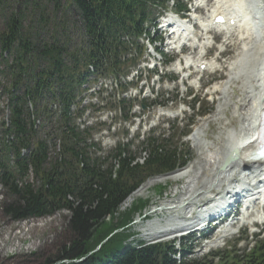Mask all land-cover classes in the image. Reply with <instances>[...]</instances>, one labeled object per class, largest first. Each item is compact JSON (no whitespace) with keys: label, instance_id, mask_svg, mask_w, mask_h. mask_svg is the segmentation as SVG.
Instances as JSON below:
<instances>
[{"label":"trees","instance_id":"trees-1","mask_svg":"<svg viewBox=\"0 0 264 264\" xmlns=\"http://www.w3.org/2000/svg\"><path fill=\"white\" fill-rule=\"evenodd\" d=\"M148 1L157 0H23L6 15L0 32V76L9 79V115L2 122L0 182L15 197L7 213L15 220L59 209L71 214L70 241L44 264H177L165 244H127L131 223L146 210L148 200L138 198L124 211L120 208L149 177L183 166L182 154L154 139L142 164L120 147L114 154L116 167L115 161L89 156L85 136L68 116L88 63L106 64L112 73L125 70L121 52L127 44L120 34L141 30ZM55 97L63 104L64 127L62 153L52 158L47 140L33 129L28 103L48 116L41 103ZM34 138V148L22 155ZM227 256L217 255L218 262L213 257L180 264H264V245Z\"/></svg>","mask_w":264,"mask_h":264},{"label":"bare ground","instance_id":"bare-ground-1","mask_svg":"<svg viewBox=\"0 0 264 264\" xmlns=\"http://www.w3.org/2000/svg\"><path fill=\"white\" fill-rule=\"evenodd\" d=\"M218 4L223 9L222 11L226 12L235 11L241 6L249 17V20L243 26V32L241 31L244 35L243 38L240 41L237 36L228 39L229 44L227 46L236 47L239 44V51L228 61L227 77L216 84L213 90L222 95L220 96V101L223 104L219 108L221 109L220 111H225L234 105L232 106L234 114L241 117L242 123L246 125L243 128L241 126L237 134H231L230 129H227L223 133L221 143L218 144L214 152H212V148L214 147L200 139L196 135L198 133L193 135V139L198 144L199 151H201L197 166L195 165L197 171H194L192 174L191 170L183 169L163 177L165 179H187L184 181L187 187L184 188V191H181L182 195L185 196L179 202V206L184 205L185 208H189L196 201L203 199L208 190L215 192L233 181L232 178L235 173L243 165L236 157H242L241 147L253 138L252 128L256 123L257 113L259 114V110L264 107L261 101L264 86V2L262 0H218ZM203 44L205 45L206 42L204 41ZM215 60L218 61V59ZM234 88H237L241 92V95L238 96L239 99L236 101H233L230 97V91ZM219 114H215V120L221 121L222 118L218 116ZM208 152H211L213 155L209 156L210 153L208 154ZM245 166L252 173L260 171V165L257 166V163L249 162ZM143 188H139L138 191ZM168 221L170 224L171 221L175 220L169 219ZM34 227L30 225L17 226L19 231L12 233L11 237L4 241L2 246H0V251L3 252L5 246H9L5 250V252L9 253L16 250L25 251L38 246V242L32 240L29 241L31 243H24L26 239H29L27 237L28 232ZM149 231L147 234L149 236L154 233L160 235L165 232L163 229L159 230L157 226H152ZM167 232L168 230H166ZM20 244L23 247L20 248Z\"/></svg>","mask_w":264,"mask_h":264},{"label":"rangeland","instance_id":"rangeland-1","mask_svg":"<svg viewBox=\"0 0 264 264\" xmlns=\"http://www.w3.org/2000/svg\"><path fill=\"white\" fill-rule=\"evenodd\" d=\"M21 1H23V0H2V2H0V32L4 28V21H5L6 15L8 13H10L12 9H15L16 7H18L20 5ZM238 48L239 47L236 48L237 49L236 53H238V51H239ZM233 52L234 51L232 49L230 52V56H232L231 59L235 55V53L233 55ZM225 74H226L225 70L223 72H217V73H205L202 80H201V83L209 84L213 80H215L219 77L221 79H224ZM218 83H216V84H218ZM8 86H9V79L0 76V145H1L2 140H3L2 122L4 121L7 123V119H8V115H9L8 99H7V95H6V91H5V88H7ZM174 86H175V88H178V91H180V94L177 97V100H175L176 95H177V93H175L176 89L171 90V91L168 89V88L172 89ZM194 86H195V90H193V93L195 92L196 97L200 98L203 101L202 106H203V104L205 106L214 105L215 110L218 109L217 112H219V113L222 112L220 114V116L222 118L221 121L216 119V120L212 121L209 126H207V124H203L204 130L207 126V132H206L207 134H205V135H208V138L206 137V139H207L206 143L212 144L213 147H214V145H216L214 148H212V152H214L216 147L218 146V144L221 143V139L223 138V133L225 131H227V129L225 130L227 125L229 123H232L231 120L237 121V118H236V116H234V112H233L234 108L230 107L229 109H227L226 112L223 113V111H220L221 109H219L221 107V104H223V102L222 103L220 102L221 104L218 108L219 100L216 99L215 96L206 95V93H205L206 90H204L203 88L201 90H197L198 82H197V85H194ZM159 87H160V93H161L160 95L161 96L157 100L162 101L164 104L166 103V110H168L170 113L172 112L173 114L174 113L180 114V110H176V109H178L177 107L179 106V103H182L180 99H182L184 96L183 91H184L185 87L183 85L180 86L177 83H172V82H168L166 84V81L161 82ZM234 90H235L234 95L232 92H231V94H232V97H234V100H236V97L241 95V93L237 90V88H235ZM153 96H156V94H154ZM191 98L187 97V99L185 100L186 103L191 102ZM151 99H153V98L151 97ZM154 112H155V110H153V114H154ZM189 112H193V111L189 110ZM188 113H186L185 116H188L189 115ZM152 124L153 123L151 122V125ZM169 124L170 125L174 124L175 130L181 131L182 130L181 126H182V124H184V122H181L179 120L175 121L174 119L171 118V119H169ZM125 130H126L125 128H122V129L118 130L116 133V136L119 139H121L122 141H126V139H130L128 130H126V131ZM143 130H145V129L143 128L142 131ZM126 132L128 135H126ZM192 145L194 146V143ZM194 149L192 148V151L194 152V154L197 155V153H196L197 151H196V149L195 150ZM200 152L201 151H199V153ZM208 154H209V156L213 155L211 152H208ZM196 155H195V157H196ZM140 161H142V157H141ZM197 162H198V160H193L191 162V164L193 163V166L192 165L188 166V168L189 167L193 168L195 166V163H197ZM196 166H195V168H196ZM190 168H189V170H190ZM194 169H192V170H194ZM174 179L173 178H169V179L168 178H166V179L161 178V179H158L157 181L152 180V182H150V183L149 182L145 183L146 187L143 186L144 188L140 191H138L139 189H137V191L131 195V198L127 199L121 205L120 209L122 211H124L125 209L130 207L133 200H136L138 198L150 200L151 205L155 204L157 206H161L160 208H164V207L166 208V206L169 207V205L172 206L171 204H168L170 201L169 199L171 197L175 196L177 191H179V190L184 191V188L187 187V185L184 183V181L187 180L186 178L179 179V181H177L178 178L175 180ZM161 185H165V188L162 190V192H160V186ZM177 197H179V196H177ZM177 197H175L174 200L177 201V199H176ZM14 201H15V197L13 195H11L7 191V189L5 187L1 186V184H0V246H2V244L4 243V241L6 239H9L11 237L12 233H16L17 231H19L17 226H25V225H30V226H35V227L31 231L28 232L27 237L29 239H26L24 241V243H31L29 241L32 240V241L38 242V246L30 248V249L25 250V251H17L16 250L12 253L11 252L10 253L5 252V250L9 248V246H5V248L3 249V252L0 251V264H44V262L47 259L54 258L58 254V251L65 244H67L70 241L71 232H70V227H69V220H70L71 214L69 211L65 210V211L56 213L50 217L41 216V217H32V218L30 217V218L15 220V219H13L12 216H10L7 213V209H6L8 204H10ZM151 208H152V206H151ZM150 209L146 210L145 213L147 214ZM180 211H181L180 209H176L175 213L178 214V212H180ZM140 217H142V216L137 215L135 217L134 221H139V219H141ZM171 217H172L171 212H169L168 214L163 212L159 218L154 217L153 219H160V220H156V221H160V223H158V224H160L159 230H162V229L166 230L167 227H169V225L173 224V223H170V224L168 223L169 222L168 220ZM142 223H145V224H143V226H139L138 224H134L135 230L138 232V230H140L139 228H142L143 233L142 234H140V233L136 234V236L132 242L136 241V239L137 240H140V239L145 240L146 239V240H149L150 242L160 240V239L168 240V239H165L166 236L156 238V235L158 236L157 233H154L153 234L154 236L153 235H151V236L147 235L150 232L149 227L151 224H149V226H147L148 224H146V222H142ZM162 224H164V225L161 226ZM105 241H106V239H105ZM234 243H235L234 240H231L228 242V244H234ZM133 244H135V243H133ZM21 247H23L22 244H20V248ZM201 252L202 251L197 252V254H194V255L199 256V255H201Z\"/></svg>","mask_w":264,"mask_h":264}]
</instances>
